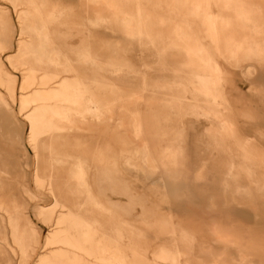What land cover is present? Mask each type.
Segmentation results:
<instances>
[{
    "label": "rangeland",
    "instance_id": "374dc122",
    "mask_svg": "<svg viewBox=\"0 0 264 264\" xmlns=\"http://www.w3.org/2000/svg\"><path fill=\"white\" fill-rule=\"evenodd\" d=\"M0 264H264V0H0Z\"/></svg>",
    "mask_w": 264,
    "mask_h": 264
},
{
    "label": "bare ground",
    "instance_id": "6f19581e",
    "mask_svg": "<svg viewBox=\"0 0 264 264\" xmlns=\"http://www.w3.org/2000/svg\"><path fill=\"white\" fill-rule=\"evenodd\" d=\"M177 3H179V1H177ZM193 3V2H192ZM196 3V2H195ZM194 4V3H193ZM190 12H191V10H190ZM147 161H148V159H147ZM149 162H150V160H149ZM150 164H151V162H150ZM214 227H215V225H214ZM214 232V231H213ZM201 253V252H200ZM203 253V252H202Z\"/></svg>",
    "mask_w": 264,
    "mask_h": 264
}]
</instances>
